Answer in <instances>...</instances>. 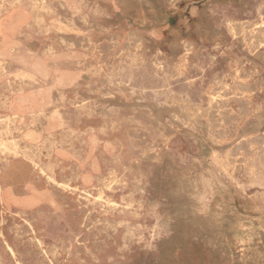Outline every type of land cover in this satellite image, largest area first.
I'll return each mask as SVG.
<instances>
[{"label": "rangeland", "instance_id": "rangeland-1", "mask_svg": "<svg viewBox=\"0 0 264 264\" xmlns=\"http://www.w3.org/2000/svg\"><path fill=\"white\" fill-rule=\"evenodd\" d=\"M238 25L264 0H0V264H264Z\"/></svg>", "mask_w": 264, "mask_h": 264}, {"label": "bare ground", "instance_id": "bare-ground-1", "mask_svg": "<svg viewBox=\"0 0 264 264\" xmlns=\"http://www.w3.org/2000/svg\"><path fill=\"white\" fill-rule=\"evenodd\" d=\"M91 2V1H90ZM61 5V4H60ZM253 29V28H252ZM235 34H242L244 36H249V37H255L254 41H261L264 42V34H263V30L261 27V30L256 28V32H252L253 30H249V27L247 25H238V26H233V30H232ZM248 37V38H249ZM257 45V44H256ZM260 46V45H258ZM263 46V45H262ZM47 53V52H46ZM26 220V219H25ZM258 220V219H257ZM261 225V224H260Z\"/></svg>", "mask_w": 264, "mask_h": 264}]
</instances>
